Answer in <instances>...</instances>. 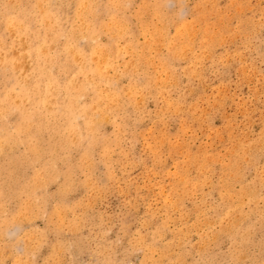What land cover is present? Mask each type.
Returning <instances> with one entry per match:
<instances>
[{"label":"rangeland","instance_id":"374dc122","mask_svg":"<svg viewBox=\"0 0 264 264\" xmlns=\"http://www.w3.org/2000/svg\"><path fill=\"white\" fill-rule=\"evenodd\" d=\"M0 264H264V0H0Z\"/></svg>","mask_w":264,"mask_h":264}]
</instances>
